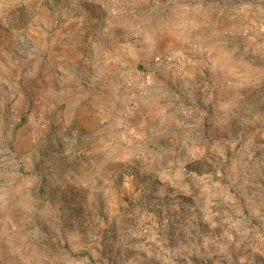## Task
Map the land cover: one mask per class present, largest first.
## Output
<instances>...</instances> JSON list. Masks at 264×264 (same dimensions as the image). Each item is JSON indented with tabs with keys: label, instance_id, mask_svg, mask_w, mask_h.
I'll return each mask as SVG.
<instances>
[{
	"label": "rangeland",
	"instance_id": "1",
	"mask_svg": "<svg viewBox=\"0 0 264 264\" xmlns=\"http://www.w3.org/2000/svg\"><path fill=\"white\" fill-rule=\"evenodd\" d=\"M104 80L114 147L96 153L69 114ZM145 94L157 134L139 137ZM32 128L42 169L66 137L86 150L81 187L6 198L0 264H264V0H0V203L34 177L15 151Z\"/></svg>",
	"mask_w": 264,
	"mask_h": 264
},
{
	"label": "crops",
	"instance_id": "2",
	"mask_svg": "<svg viewBox=\"0 0 264 264\" xmlns=\"http://www.w3.org/2000/svg\"><path fill=\"white\" fill-rule=\"evenodd\" d=\"M93 85V84H92ZM114 84L113 82L109 80H104L98 84V87L96 91V94L99 95L101 90L103 89L104 92H101L100 95H103L104 98L100 101V106H83V105H76L72 109V112L69 114V120L74 116L83 117L84 120H86L88 123L85 125V134L80 136V139L82 142H86L87 144H90L89 142L93 141L95 142L94 145H89L90 152H101L102 149H112L114 147L112 138V121L105 122L102 124V122L109 119V116L112 115L113 111V93H115V89L113 88ZM100 90V91H99ZM61 92V91H59ZM95 99H98V97H95ZM140 101L135 103L133 105L132 110L130 111L129 117L133 121V124H130V129L134 132V134H138L140 137L141 134L144 133H150L152 136H155L157 132L153 133L155 131V121L152 124L151 121L147 122L149 119V115H152V110H150L148 101H147V95L143 96ZM152 120H154V117H152ZM85 121V122H86ZM32 129H29V131H20L19 135L17 136V141L15 143V151H17V157L19 156L17 162L20 161L19 167L22 165L27 168V166L31 167L29 173H33L34 176L32 179H29L27 175L25 177L22 176V179L20 180L21 183H17L15 186L12 187V190H9V193L4 194L2 203H0L1 207H4L6 210L10 209L8 207L7 202H5L6 198L17 200L21 198V196H15L16 192L27 190L28 196H33V193L31 192L32 187L34 186L33 183L37 182L38 180L42 181V177L49 178L53 183L58 182L60 183L62 180H69L72 179V185L66 187L65 185H54L56 189H72L74 191L80 190V185H75L79 183V180L76 179L78 177H81V174H78V170L71 167V164L73 162V156L77 155V162H80L82 159L81 154H84L86 152L85 149L81 148L80 145H74V143L77 141L75 137H72L69 142V137L64 138L62 141L63 143L53 144L52 147L45 149V157H41V164L42 167H46V165H49L46 161H49L53 163V166H57L55 169L51 166L48 169H42L40 168V165L37 161H39L36 157H38V153H36L34 150L37 148V144L39 142H35V136L34 131ZM160 131V130H159ZM77 133V132H75ZM161 133V132H160ZM137 137V138H139ZM79 138V137H78ZM50 138H48L49 140ZM54 141V140H53ZM68 146V147H67ZM92 146V147H91ZM44 152V151H43ZM43 154V153H42ZM43 156V155H42ZM107 155H103L102 157H106ZM36 158V159H35ZM87 161H82V164H85ZM90 162V161H89ZM104 160H98V164H102ZM106 163L108 161L106 160ZM80 164V163H79ZM8 167V166H7ZM6 166H2L0 164V180H1V174L7 169ZM21 168V171L25 173L26 168ZM38 176V177H37ZM31 181L33 183H31ZM65 182V181H64ZM23 183V184H22ZM1 186V184H0ZM1 188V187H0ZM106 193L104 196L106 197ZM28 199V198H27ZM29 206H37L39 204L34 202V200L29 199ZM41 207H47V204H42Z\"/></svg>",
	"mask_w": 264,
	"mask_h": 264
},
{
	"label": "built area",
	"instance_id": "3",
	"mask_svg": "<svg viewBox=\"0 0 264 264\" xmlns=\"http://www.w3.org/2000/svg\"><path fill=\"white\" fill-rule=\"evenodd\" d=\"M154 62L157 64L163 63L166 64L167 66H171L172 59L169 56H165V57L156 56L154 57Z\"/></svg>",
	"mask_w": 264,
	"mask_h": 264
}]
</instances>
